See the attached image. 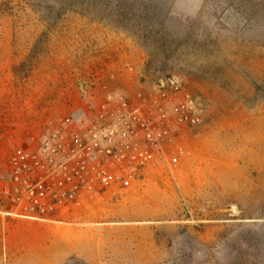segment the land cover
<instances>
[{"label": "rangeland", "instance_id": "374dc122", "mask_svg": "<svg viewBox=\"0 0 264 264\" xmlns=\"http://www.w3.org/2000/svg\"><path fill=\"white\" fill-rule=\"evenodd\" d=\"M88 57L128 96L176 75L200 122L127 186L45 219L7 213V155L58 112L27 103L20 125L22 97ZM0 264H264V0H0Z\"/></svg>", "mask_w": 264, "mask_h": 264}, {"label": "built area", "instance_id": "2783aa9c", "mask_svg": "<svg viewBox=\"0 0 264 264\" xmlns=\"http://www.w3.org/2000/svg\"><path fill=\"white\" fill-rule=\"evenodd\" d=\"M71 72L59 81L63 111L41 122L37 116L6 157L1 195L9 214L45 219L106 188L127 186L151 164L176 161L180 132L201 120L196 97L174 74L128 96L112 85L118 73L103 59L88 57Z\"/></svg>", "mask_w": 264, "mask_h": 264}, {"label": "crops", "instance_id": "0c3cea01", "mask_svg": "<svg viewBox=\"0 0 264 264\" xmlns=\"http://www.w3.org/2000/svg\"><path fill=\"white\" fill-rule=\"evenodd\" d=\"M22 110H26L25 115L21 116L19 119V124L21 125L22 123H25L26 121H28L30 119L29 116V112L27 111V103L33 104V106L38 107V109L44 113L47 112L48 115L50 114V112H53L54 110H57L59 112V110L62 109V107H64V101L62 99V94L60 91V84L59 82H54L51 81L49 83H38V85H35L32 89L28 90L27 93L22 97ZM33 102V103H32ZM38 116V115H37ZM31 124H33V122H31ZM28 128V127H27ZM25 131V129H24ZM24 140V139H23ZM22 140V141H23ZM93 199V198H92ZM91 199H84L81 202H88ZM78 203L72 204L70 206V208H72V206L76 205ZM70 208H64V209H70ZM62 211V209H60L57 212ZM9 225V223L7 224V226ZM12 225V224H11ZM10 225V226H11ZM9 226V227H10ZM64 227L63 225H58V224H45V223H35L33 225V227ZM14 227H24V224L21 223V221L19 220L18 223L16 222ZM41 239L46 238L44 234H41ZM52 241H58L61 239V234L60 231H54L53 235H52Z\"/></svg>", "mask_w": 264, "mask_h": 264}]
</instances>
